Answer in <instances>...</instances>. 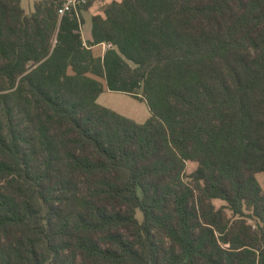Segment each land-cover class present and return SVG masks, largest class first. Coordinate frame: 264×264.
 Returning <instances> with one entry per match:
<instances>
[{"label":"trees","instance_id":"1","mask_svg":"<svg viewBox=\"0 0 264 264\" xmlns=\"http://www.w3.org/2000/svg\"><path fill=\"white\" fill-rule=\"evenodd\" d=\"M64 1L0 0V264H264V0Z\"/></svg>","mask_w":264,"mask_h":264},{"label":"rangeland","instance_id":"2","mask_svg":"<svg viewBox=\"0 0 264 264\" xmlns=\"http://www.w3.org/2000/svg\"><path fill=\"white\" fill-rule=\"evenodd\" d=\"M35 1L36 0H20V5L26 13H29L30 11L33 10V3ZM95 5H98L95 7V10H97L98 7H101L100 4L98 3ZM86 20L87 21H85V24L89 25L88 18H86ZM92 50L93 53L97 56L102 55L104 51L102 50L101 46L99 48H93ZM97 104L105 108H108L139 124L145 122L150 116L148 108L144 102L135 100L132 97L128 96L127 94L120 92H109L107 90H104L103 93L99 95L97 99ZM194 167H195L194 164L187 163L185 173L186 174L191 173ZM256 178L261 188L264 190V182H263L262 174H257ZM213 203L215 207H219L221 205L220 201H214Z\"/></svg>","mask_w":264,"mask_h":264},{"label":"crops","instance_id":"3","mask_svg":"<svg viewBox=\"0 0 264 264\" xmlns=\"http://www.w3.org/2000/svg\"><path fill=\"white\" fill-rule=\"evenodd\" d=\"M112 1H119V0H102V2H100V6L103 5V4L110 3ZM96 6H98V5L93 4L92 6H90L87 9V11L81 13V17L83 19V23H82L81 28H80V33H81V37H82V40L84 41V43H89V42L92 41L90 19H91V16L95 15L96 13H98V8L99 7L97 8V10H95ZM86 18H88V20H89V25L85 24V21H87ZM100 46L101 45H97V46H94L93 48H99Z\"/></svg>","mask_w":264,"mask_h":264},{"label":"built area","instance_id":"4","mask_svg":"<svg viewBox=\"0 0 264 264\" xmlns=\"http://www.w3.org/2000/svg\"><path fill=\"white\" fill-rule=\"evenodd\" d=\"M86 0H65L59 7L57 14L59 17L70 13L71 11L76 12L77 8L84 5ZM102 49L105 50L110 47L108 44H101Z\"/></svg>","mask_w":264,"mask_h":264}]
</instances>
